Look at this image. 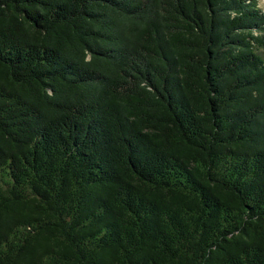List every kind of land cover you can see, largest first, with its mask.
<instances>
[{"label":"trees","instance_id":"trees-1","mask_svg":"<svg viewBox=\"0 0 264 264\" xmlns=\"http://www.w3.org/2000/svg\"><path fill=\"white\" fill-rule=\"evenodd\" d=\"M0 264H264L260 0H0Z\"/></svg>","mask_w":264,"mask_h":264},{"label":"rangeland","instance_id":"rangeland-1","mask_svg":"<svg viewBox=\"0 0 264 264\" xmlns=\"http://www.w3.org/2000/svg\"><path fill=\"white\" fill-rule=\"evenodd\" d=\"M260 5L263 7L264 9V0H260Z\"/></svg>","mask_w":264,"mask_h":264}]
</instances>
